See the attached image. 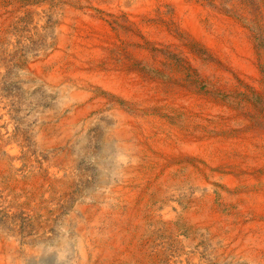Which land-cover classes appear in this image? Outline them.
Segmentation results:
<instances>
[{
	"label": "bare ground",
	"instance_id": "obj_1",
	"mask_svg": "<svg viewBox=\"0 0 264 264\" xmlns=\"http://www.w3.org/2000/svg\"><path fill=\"white\" fill-rule=\"evenodd\" d=\"M12 1L0 0V42L12 49L16 38L9 32L25 12L36 32L49 26L52 36L29 56L24 73L58 96L56 106L36 109L27 143L15 136L0 98V211L13 227L0 226V264H51L40 261L45 247L57 257L53 264H209L202 241L209 243L210 264H264L256 225L235 227L217 205L221 185L235 181L220 173L232 144L207 129L218 124L220 107L186 90L159 92L110 52L112 17L125 13L138 24L148 0L8 6ZM174 1L184 25L214 43L200 22L201 5ZM92 129L101 133L98 153ZM80 157L97 171L93 188L77 166ZM263 207L264 195L244 198L247 212ZM64 210L63 236L38 239L37 249L20 246V216L41 234Z\"/></svg>",
	"mask_w": 264,
	"mask_h": 264
},
{
	"label": "rangeland",
	"instance_id": "obj_2",
	"mask_svg": "<svg viewBox=\"0 0 264 264\" xmlns=\"http://www.w3.org/2000/svg\"><path fill=\"white\" fill-rule=\"evenodd\" d=\"M189 1L201 5L200 22L214 43L184 25L174 0H148L146 9L139 14L138 24L125 13L112 17L109 29L113 37H110L109 49L137 67L142 81L155 86L159 92L172 94L186 90L220 107L218 124L211 123L207 129L232 144L224 152L220 173L235 177V181L231 186L221 185L224 193L217 202L219 211L235 227L245 221L253 222L259 235L264 237V207L250 212L243 209L244 198L264 195V0ZM25 2L37 1L13 0L8 6ZM30 22L25 12L12 26L9 33L16 38L12 49L5 50L0 42V67H3L0 98L7 103L8 121L15 136L24 135L25 143L28 142L26 131L36 120L33 114L56 106L58 96L56 91L47 90L25 76L27 59L36 55L53 34L49 26L41 33L36 32L30 28ZM50 22L48 18L47 23ZM88 136L93 152L98 153L101 133L92 129ZM80 140L77 136L74 145L78 146ZM77 166L86 173L88 187L93 188L97 171L90 158L80 157ZM65 212L41 234L32 221L20 216L18 230L23 238L20 246L37 249L38 239L43 243L63 236L62 220L68 214ZM3 215L0 211V226L11 232L13 227ZM208 245V241L199 244L203 258L210 264ZM49 248L45 247L46 252L40 256L42 263L53 264L57 260ZM260 251L264 255V246ZM218 264L229 263L224 260Z\"/></svg>",
	"mask_w": 264,
	"mask_h": 264
}]
</instances>
